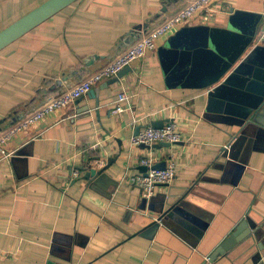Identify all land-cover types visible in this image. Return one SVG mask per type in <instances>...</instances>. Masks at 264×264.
Returning a JSON list of instances; mask_svg holds the SVG:
<instances>
[{"label":"crops","instance_id":"0c3cea01","mask_svg":"<svg viewBox=\"0 0 264 264\" xmlns=\"http://www.w3.org/2000/svg\"><path fill=\"white\" fill-rule=\"evenodd\" d=\"M44 1L0 0V31ZM188 1L76 0L10 43L0 50V131L104 68ZM222 2L223 11L178 27L133 62L99 91L98 105L87 93L6 143L0 264H204L244 217L258 237L248 239L245 228L242 242L212 264H264V130L242 133L207 111L211 93L238 63L215 64L202 53L205 42L226 34L245 58L264 0ZM122 92L125 110L114 115ZM157 120L175 121L184 140L134 146L136 128ZM145 156L152 166L173 161L177 171L148 199L134 184ZM111 159L101 177L84 178L82 167L100 169ZM171 206L165 223L155 224Z\"/></svg>","mask_w":264,"mask_h":264},{"label":"water","instance_id":"95a60500","mask_svg":"<svg viewBox=\"0 0 264 264\" xmlns=\"http://www.w3.org/2000/svg\"><path fill=\"white\" fill-rule=\"evenodd\" d=\"M74 1L76 0H45L30 12L0 31V50ZM166 10L167 7L165 6L162 12H165ZM158 15L160 16V14ZM243 19L245 18H239L240 21ZM144 27L146 28L148 25H144ZM136 28L139 30L142 28V25H139ZM137 32L132 33L131 35L137 36ZM230 34L234 35L232 33ZM214 37L226 38V40L214 41L212 40ZM214 37L207 42L208 45L206 48V42L203 44L202 53L204 51L203 54L206 53L208 54V57H212L210 53L213 54L214 52L216 54V52L213 51V46L218 47L219 44L223 45L227 43V49L229 50L222 60L223 64H230L232 67L237 63L238 65L234 68V72L228 77V80L225 81V84L211 93L207 111L215 113L217 122L225 123L227 125H239L242 128V133H253L260 136V130H264V56L260 57V52L264 51V45L255 44L254 49L245 58H242L244 50L241 46L234 50L233 42L229 38L230 36L224 34L223 36L215 35ZM252 39L253 44L256 39L255 36ZM130 70V66L125 67L119 72L118 76L103 82L98 87L91 88L88 95L90 98H95L96 105H98L99 91L102 88H107L109 85L119 81V79L126 75ZM83 110H88V108ZM2 122L3 121L0 122V125ZM164 122L165 120H157L153 121L152 125L155 127H162ZM140 129L141 126H138L135 134H138ZM170 145L169 142H161L152 146L141 144L140 147L143 149H160L161 147H169ZM112 161V159L109 160V163L100 169L93 166L89 168L82 167L85 171L84 178L88 181H93L96 178L101 177L105 170L112 164ZM166 165V161H161L152 167L161 169L165 168ZM140 169L145 173L148 166L142 165L140 166ZM173 209L174 208L171 206V208L167 210L159 211L160 215L155 219L154 223L157 225L164 224L166 217L171 214V211H174ZM245 228H247V238L249 237L253 240L258 237L260 231L250 224L248 217H244L239 220L232 232L222 238L219 244L215 246L213 252L210 255H206L208 259L204 264H208V262L211 264L215 263L221 256H224L227 252H230L236 247L238 243L242 242V238L246 236L242 234V231Z\"/></svg>","mask_w":264,"mask_h":264},{"label":"built area","instance_id":"2783aa9c","mask_svg":"<svg viewBox=\"0 0 264 264\" xmlns=\"http://www.w3.org/2000/svg\"><path fill=\"white\" fill-rule=\"evenodd\" d=\"M223 0H189L181 9L167 16L163 21L152 29L144 32L131 46L119 54L104 68L81 81L73 88L61 93H56L45 100L41 106L32 112L21 116L10 127L0 131V154L3 158L10 155L5 146L6 143L18 132L26 127L38 122L45 116L58 109L64 108L73 103L77 98L87 94L93 84L102 80H108L118 76L125 67H132L133 62L144 58L148 52L157 49L161 40L178 27L195 22H204L209 17L224 10ZM260 32L255 39V44L264 45V12H262ZM125 92L119 94L116 105L112 108V114L119 115L125 108L123 101L127 100ZM184 140L179 132L177 123L169 120L162 127H155L151 124L140 129L135 134L131 142L134 146L146 144L152 146L161 142L177 143ZM141 165H147L145 173H141L134 178V184L142 191L145 198L152 197L161 184H170L176 177L177 171L173 161H170L165 168H153L149 156L140 159ZM75 173L80 174V170L75 168ZM208 259V257H206Z\"/></svg>","mask_w":264,"mask_h":264},{"label":"rangeland","instance_id":"374dc122","mask_svg":"<svg viewBox=\"0 0 264 264\" xmlns=\"http://www.w3.org/2000/svg\"><path fill=\"white\" fill-rule=\"evenodd\" d=\"M212 40H214V41H224V40H226V38H217V37H214V39H212ZM227 47H228L227 43L226 44H223V45L219 44L218 47L213 46V51H215L216 54L214 52H213V54L210 53L211 56H212V57H210V58H212V61H210V62L215 63V64L218 63V62H223L222 60H223L225 54L229 50V49H227Z\"/></svg>","mask_w":264,"mask_h":264},{"label":"trees","instance_id":"16d2710c","mask_svg":"<svg viewBox=\"0 0 264 264\" xmlns=\"http://www.w3.org/2000/svg\"><path fill=\"white\" fill-rule=\"evenodd\" d=\"M181 1H183V2H185V0H181ZM56 92H54V94H55ZM53 93L50 95V96H52V95H54ZM50 96H48V97H50ZM16 114V113H15ZM18 117H20V116H16V115H14V114H12L11 116H10V118H13V119H16V118H18ZM3 123V122H2ZM1 123V124H2ZM0 127H1V125H0Z\"/></svg>","mask_w":264,"mask_h":264}]
</instances>
